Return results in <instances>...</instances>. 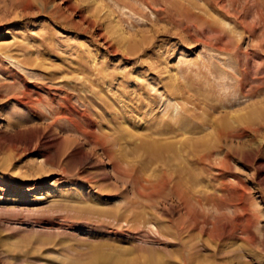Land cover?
Here are the masks:
<instances>
[{"label": "rangeland", "instance_id": "obj_1", "mask_svg": "<svg viewBox=\"0 0 264 264\" xmlns=\"http://www.w3.org/2000/svg\"><path fill=\"white\" fill-rule=\"evenodd\" d=\"M0 264H264V0H0Z\"/></svg>", "mask_w": 264, "mask_h": 264}, {"label": "bare ground", "instance_id": "obj_2", "mask_svg": "<svg viewBox=\"0 0 264 264\" xmlns=\"http://www.w3.org/2000/svg\"><path fill=\"white\" fill-rule=\"evenodd\" d=\"M177 111V110H176ZM5 257V256H4Z\"/></svg>", "mask_w": 264, "mask_h": 264}]
</instances>
